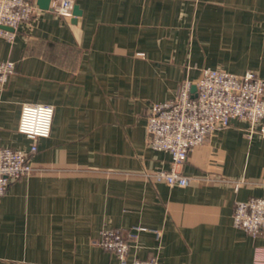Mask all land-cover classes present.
I'll return each instance as SVG.
<instances>
[{
	"label": "crops",
	"instance_id": "1",
	"mask_svg": "<svg viewBox=\"0 0 264 264\" xmlns=\"http://www.w3.org/2000/svg\"><path fill=\"white\" fill-rule=\"evenodd\" d=\"M0 37L16 72L0 86V147L27 149L22 106H54L29 177L0 196V264H121L104 228L130 244L127 264H256L264 235L233 224L236 201L264 197V136L231 125L194 148L186 187L143 175L169 169L147 145V111L204 68L264 78V0H74V17L44 9ZM137 228H144L138 230Z\"/></svg>",
	"mask_w": 264,
	"mask_h": 264
},
{
	"label": "built area",
	"instance_id": "2",
	"mask_svg": "<svg viewBox=\"0 0 264 264\" xmlns=\"http://www.w3.org/2000/svg\"><path fill=\"white\" fill-rule=\"evenodd\" d=\"M49 9L66 18L75 16L74 0H50ZM37 10L34 0H0V37L13 41L19 25L32 20ZM16 68L13 60H0V86L7 84ZM54 114L51 104H23L18 130L32 143L27 149L0 147V196L13 180L42 170L33 164L32 157L38 151L37 140L51 135ZM146 117L147 145L168 152L171 167L145 169L143 175L170 186L186 187L192 178L183 174L180 166L194 148L205 145L212 134L229 127L233 119L247 121L250 135L259 132L264 136V78L253 70L236 74L207 67L199 78L183 80L173 99L151 105ZM233 224L254 237L264 235V197L236 201ZM98 242L115 253L121 264H127L130 244L120 231L104 228ZM255 262L264 264V251H257ZM132 264H159V260L156 256L136 258Z\"/></svg>",
	"mask_w": 264,
	"mask_h": 264
},
{
	"label": "water",
	"instance_id": "3",
	"mask_svg": "<svg viewBox=\"0 0 264 264\" xmlns=\"http://www.w3.org/2000/svg\"><path fill=\"white\" fill-rule=\"evenodd\" d=\"M39 4L41 5L42 8L44 9H48L49 8V4H50V0H39ZM5 29H10L13 30V28L7 27V26H3Z\"/></svg>",
	"mask_w": 264,
	"mask_h": 264
}]
</instances>
